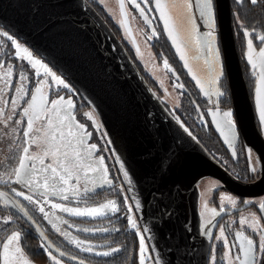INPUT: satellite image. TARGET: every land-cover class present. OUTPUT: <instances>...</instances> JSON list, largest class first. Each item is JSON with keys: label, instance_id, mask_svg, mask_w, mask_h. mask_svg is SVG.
Instances as JSON below:
<instances>
[{"label": "water", "instance_id": "95a60500", "mask_svg": "<svg viewBox=\"0 0 264 264\" xmlns=\"http://www.w3.org/2000/svg\"><path fill=\"white\" fill-rule=\"evenodd\" d=\"M118 2L132 32L125 0ZM213 8L215 43L218 36L232 111L246 147L257 154L262 167L261 176L248 183L184 130L89 0H0V25L44 58L97 115L150 251L154 246L153 257L158 254L160 264L208 262L210 236L202 230L199 211L201 178L211 176L221 182L218 188L244 196L264 193V45L254 48L255 55L251 52L257 66L251 95L236 46L231 0H213ZM198 29L205 44L202 21Z\"/></svg>", "mask_w": 264, "mask_h": 264}, {"label": "flooded vegetation", "instance_id": "af4514ba", "mask_svg": "<svg viewBox=\"0 0 264 264\" xmlns=\"http://www.w3.org/2000/svg\"><path fill=\"white\" fill-rule=\"evenodd\" d=\"M134 2L140 3V0H134L131 3L133 12H135L136 14L138 13V15H140V17H143L144 19L145 17L148 18L147 26L151 27L153 31V37L151 40L152 43L157 38L155 27L158 26V24L162 23L160 21L158 13L156 12L154 1L151 0V2L148 4L140 3V9H144V16H141L140 9L134 7ZM108 17L115 33L122 40L127 50L134 58L135 57L134 47L131 45V43H129V41L124 39L122 35V29L119 26V24H117L111 16L108 15ZM10 44L6 43L5 47L7 48V50L3 52V54L5 55L4 61H6L8 65L12 66L11 70H9V68L7 67V74L11 77L12 84H10L11 87L10 86L6 87V93H7L6 104L8 103L9 105L7 106L8 114L13 116L12 124L15 125V114L20 115L22 117L21 129L24 128V131L27 130L28 118L23 117V108L28 107V102H30L31 95L35 94L38 97L36 109H39V104H40L39 97L41 96L47 102V106L51 108H52L51 105L52 100H57L60 97H63L64 101L56 106L57 109L61 110L59 113L61 114L62 118L64 117L62 128H64L66 125V128L72 133L77 134L79 136H84L83 146L85 149L91 144L97 145V149L92 151V155L90 157H88L87 151L83 152V155L88 157L93 162V167H96V162L100 157L104 158L103 164L99 166L100 167L99 175L92 174L89 176L87 180L84 178V175H81L80 177L84 182L83 186L81 188H74L77 190L75 193L73 192V189L71 191L66 192L69 196V200H65L62 202L71 206L99 205L102 203H109L110 201L118 203V201H114V196H115L118 198L121 205L119 203L118 204L116 203L118 207V211L116 212L111 211L104 215H99L94 217H84V216H66L65 214V217H61L59 215L53 214V215H49V219L46 220L43 214L39 212L36 206L24 205L23 202L26 203L27 201L23 200L22 197H17L15 195V192L12 191V189L14 188L16 189V191H18V188L22 189L24 188L23 186H21L20 184L10 182L12 181V179L10 181L0 180V209H3L4 212V215H2V220H3L2 222L9 221L8 223L4 222L0 226V229L3 226L2 227L3 233H1V237H2V241L4 240L2 243H0V264H4L3 244L8 241L9 237H11L13 233L18 232L17 228H19L20 226V224H18L19 220H22V222H24L30 228V230L35 231V233L39 236L41 241L40 247L46 257L45 264H85L80 261L81 257L80 255H78V250L76 249V248L83 249L85 247L83 246V244L81 245V247H77L76 242L79 240L75 234L76 233L75 229L88 228V225L95 224L96 223L95 221L99 217H108V216H111L112 222L117 220L118 223H125L126 226L128 227V221H127L125 209L123 207L125 196H127L128 194L123 195L124 198H122V196H120L118 193H115L112 188L113 186L114 187L117 186L118 183L111 176L110 169L108 167V161H110V158L112 160L113 154H111L112 151L107 143V139L104 138L108 150H104V148L101 147L103 143L99 140L98 137H96L92 133V130L89 129L86 125H85V129L87 133L91 134L90 137L85 136L83 131H80L78 130V128L73 127V125L77 123L79 124L84 123L82 113L80 112L82 107L84 106L82 104L84 102L79 100L78 97L80 96L78 92L73 87H72L73 88L72 91L66 90L64 87L62 88L59 87L52 90L57 93H54L52 91H49L48 93H44V89H41L40 93H35L34 90L37 85L35 84V82L31 81L30 76H28L27 72L30 73L29 65L24 61H23L24 65L19 64V62H21L18 61L19 59H11V57H13L14 55L12 54L13 47ZM22 70L25 72L28 79L23 81V85L25 86V88L17 92L16 88H19L21 86V81L18 79V74ZM256 70L257 67L254 73L255 76H256ZM222 78H223V72L219 80H222ZM179 85H182V83L178 82V90L182 91L183 95L184 94L187 95L188 93L186 92V90L184 88H180ZM223 85L224 83L222 81L221 82L218 81V86L222 93L223 90L224 91L227 90L223 87ZM253 87L249 86V92L251 95H253V91H252ZM25 89L27 90V94H25ZM205 93L201 91L202 95L200 94V96L196 95L195 93L194 95H192L193 98L196 99L195 101H193V103L196 109L194 112L195 113L194 121L197 123V125L194 126L190 121H188V123L189 122L191 123V124L189 123V125L191 127L190 129L192 130V133L196 136V138H198L204 144L205 148L210 153L215 152V150H220V148L219 149L215 148L211 143V139H217L216 134L219 133L217 134L218 136L220 135L219 138H222L225 144L228 146V148L226 147L225 149L226 153L230 154V158H228V161L227 162L224 161L225 165L224 164L222 165L242 182L248 183L256 180L261 176L262 167L260 166V160L257 154L252 149H248L246 147V144L240 134L238 125L236 123L234 113L232 111V103H231V109L227 108L224 105V98L222 97L223 95L218 96L216 102H212L211 99L209 98L208 93L207 95H205ZM225 95H227L226 92ZM187 96L189 97L190 95ZM13 99H15V105H16L15 114H13V103H12ZM68 99H71L73 101L72 109H68L67 106ZM75 109L77 111V116L79 115V118L76 117ZM64 110H67L68 113L74 117V120H72L71 123H69L68 118L64 115ZM223 110H229L232 112V118L235 127L232 130V133L225 128V131L228 134L227 136L229 138L231 135H233L232 142H227L224 139L225 137L221 135L219 128H217L216 124L214 123V112L223 111ZM4 120L5 118L0 119V121H4ZM208 125L210 126V128H214L216 134H210L209 132L202 130L203 127L207 128ZM13 129L14 127L11 128V131L13 132V133L11 132V135L14 134ZM98 143H99V147H98ZM14 150H16V148ZM86 171H90V170L87 169ZM220 184L221 182L218 180V186ZM37 185H41V182L38 181L37 183H34L33 187L35 188L37 187ZM218 186L216 190H214L213 192L211 202L214 203L216 206H220L219 205L220 190L224 191L228 195L229 199H227L225 203L222 205L223 211H221V209L219 210L211 226L209 227V229H207V232H205V228L202 227L201 225L202 230L206 234H209L210 236V251L208 255L207 264H213V254L215 255V264H227L226 252H228V249L225 248L224 246V239L219 238L220 228L222 226L225 228V236L229 241L230 247L233 242H237V237L235 235L237 232H242L243 234L240 240L237 242L238 244L243 243L244 247L247 248V243L246 240L244 239L245 237H247V238H251L258 246L260 242V236L258 235V233L264 231V215H262L258 210L259 205L264 204V193L254 196H244L235 193L233 191H230L228 189L218 188ZM101 189H107V191L104 193V195L100 196L102 200H99V197L96 196L97 195L96 191ZM50 198L56 200L63 199L59 195L50 196ZM243 205L246 206L228 214H224V215L221 214L222 212L225 213L226 211H229L233 208L241 207ZM241 218H244L245 220V224L243 227L240 224ZM108 220H109L108 218L105 219V221ZM57 228L59 229V231H57ZM64 233H67V235H65ZM16 240L18 241V239ZM89 247L92 248V251L95 250L94 247L90 245ZM19 248H20L19 244L17 243L11 242L9 244L8 256L10 258V264H13L12 259L19 262L20 264H26V263L30 264L29 262L24 263V260L18 259L19 257H21L19 251H17V249ZM239 251L240 249L237 246L236 248L232 249L231 253L228 254L230 264H241V262L244 259L243 255L240 256V260L235 259V254L239 253ZM257 254L259 255V253ZM53 257H55V259H53Z\"/></svg>", "mask_w": 264, "mask_h": 264}, {"label": "rangeland", "instance_id": "374dc122", "mask_svg": "<svg viewBox=\"0 0 264 264\" xmlns=\"http://www.w3.org/2000/svg\"><path fill=\"white\" fill-rule=\"evenodd\" d=\"M97 1L100 6H102L107 14L111 16L117 24L122 29V35L125 40L129 41L131 45L134 47V53L136 60L143 66L145 69V72H147L151 77L158 83L159 89H160V95L163 100H165L168 105L171 108H179L180 102H181V92L178 90V82L174 79L171 80V72L172 69L168 64V68H165L164 66V60L162 62H159L157 59L156 54L154 53L152 47H151V40L153 37V31L151 27H148L147 21L133 12L131 3L134 0H125L126 7L128 10L130 22H131V28L132 32H130L127 27L124 24L120 6L118 0H95ZM154 6H155V0ZM166 2H171V0H166ZM177 3H181L182 0H176ZM158 13V11H156ZM192 14L194 16V24L197 25L200 21L203 22L205 26L206 31H213L214 35V28L208 29L207 28V20L206 18L202 19L200 17V10L196 7L192 9ZM159 16V13H158ZM160 18V17H159ZM160 21L163 23V21L160 19ZM164 28V24L162 25ZM7 31L2 26H0V33ZM12 35L11 33H9ZM197 34L199 35V29ZM18 43L21 44L22 48H28V50L32 53V57L34 59L41 60L42 63L46 64L52 73H54L56 76L60 77L69 85V88L66 90L72 91L73 88L71 84L62 76L60 75L44 58H42L38 53H36L28 44L23 42L22 40L15 38ZM6 43L10 44V41L7 40L6 37H3L0 35V60H4L5 55L3 52L7 50ZM11 45V44H10ZM12 46V45H11ZM13 47L12 54L15 55V48ZM213 49L218 50L219 55L218 57H215L212 53L208 51V48L206 44H203L200 40L199 46H197L195 43H193L192 47L189 48H183L182 51L185 55V60H187L189 67L193 69V72L191 75L195 74L197 78L204 80L207 78V80L211 81L214 77H218L215 83H204L203 84V92H207L209 95V98L212 102H216L218 96L216 95L217 91H220V88L218 86V81L220 76L222 75V60H221V52L219 51L217 42L215 43V40L212 45ZM264 48V47H263ZM254 55L256 53L254 47H253ZM21 56L24 57L25 54L22 52ZM180 56V55H179ZM19 61H24L28 64L27 59H19ZM184 62V61H183ZM255 64V61H254ZM30 67V73H28V76H30L31 81L35 82L37 85L39 83V86L41 89H44V93H48L49 91H52L56 88L63 87L62 85H59L56 81L52 80L50 76H47L44 74L43 68H40L37 66L36 69H32ZM39 72L40 75L37 77L36 73ZM10 84H12L11 77L7 74V66H0V109H3V113L0 114V119L5 118L4 121H0V180L1 181H14L15 179V169L19 165V159L23 155V147L26 146L24 141L25 138L23 137V131L24 128H22V125H17L15 123L12 124V120L8 121L7 117L8 114V103L6 104V87H8ZM176 85V86H174ZM54 93H57L55 91H52ZM48 107V106H47ZM49 110H51V107H48ZM30 116H34L37 112H39V109L29 110ZM229 111V110H223V111H216L214 112V123L217 125L219 124V131L222 136H224L225 140L227 142H232L233 135L230 136V138L227 136L228 134L225 131V128L227 127L224 124V117L223 112ZM82 113L84 125H86L89 129L92 130V133L99 138V140L104 144H102L104 150H108L105 144V139L107 136L105 134V130L98 119L97 115L94 113V111L90 108L88 105H84L80 111ZM91 117V118H89ZM64 118V117H63ZM61 114L57 115L56 112L49 111L46 113L41 114V118L39 120H34L33 123V129L29 134L28 137V144L29 147V156L35 159L37 168L42 167L40 165V159L44 160V164L47 165L49 163H53V166H55V159L60 155V152L57 151V149L63 144L64 141L62 140H56L55 142H50V137L48 136V132L50 129L48 128V119H51L53 121L52 127L55 128L57 125L61 124L63 120ZM16 120H22V117L20 115L15 114V121ZM233 120V118H232ZM14 127V134L11 135V128ZM5 130V131H4ZM39 130V131H38ZM62 131L64 133H68L69 130L66 128V125L64 128H62ZM225 132V133H224ZM13 133V132H12ZM232 133V132H231ZM107 139V138H106ZM36 141L33 143V141ZM16 148V150H14ZM14 161V164H13ZM14 167H13V166ZM14 168V170H13ZM87 170V168L85 169ZM47 175L46 173H38V175L35 177L36 183L39 181H42L44 176ZM75 175V173H73ZM83 180L79 179L78 183H73L69 185L63 186V191L66 193L68 191H71L74 188H81L83 186ZM218 186V180L211 177L206 176L200 179L198 182V189H199V211L201 215V225L205 228V226H208L207 229L211 226L212 222L216 218L219 210L222 208V205L225 203L227 199H229L228 195L220 190L219 194V205L216 206L214 203L211 202V198L213 195L214 190H216ZM18 191H24L26 195H33L34 200L42 199L43 201H46L43 203V206L45 208V211L49 213V215H59L61 217L66 216H76L71 215L68 213H64L60 211L59 209H52L50 205L52 203H61L65 207H71V208H79L81 211H87L91 208H97L99 209V214L95 215H82L84 217H94L99 215H104V213L111 212L112 205L109 203H102L99 205H82V206H71L67 205L62 201H65L64 199L56 200L53 198H50V196H45L43 198L40 197L39 191L32 192L29 191L27 188H18ZM125 200V199H124ZM24 205H33L38 208V205L36 203H29L28 201ZM109 205L108 208L102 207L103 205ZM117 206V204L115 203ZM131 206L132 208V216L133 219L136 221L138 225V229H134L136 232L139 231L140 233H143L142 228L140 227L137 215L132 207L130 199L127 200V204L124 202V209L126 213V217L129 215L128 207ZM215 210V211H214ZM246 213V212H243ZM128 227L130 229H133L129 224ZM144 234V233H143ZM145 236V235H144ZM139 239V236H138ZM12 243H17L18 241L16 239H13L11 241ZM145 244L147 246L148 252L150 251V247L148 245V242L145 237ZM139 245V240H138ZM139 248L138 246V252H137V259L136 264H139ZM227 253V252H226ZM25 257H19V260H24ZM26 259V258H25ZM227 264H230L228 255H226ZM13 264H20L19 262L13 260ZM32 264V263H31ZM147 264H154V260H148Z\"/></svg>", "mask_w": 264, "mask_h": 264}, {"label": "snow or ice", "instance_id": "6c2138e0", "mask_svg": "<svg viewBox=\"0 0 264 264\" xmlns=\"http://www.w3.org/2000/svg\"><path fill=\"white\" fill-rule=\"evenodd\" d=\"M151 0H140V3L148 4ZM140 3L134 2V7L140 9ZM195 3V7L200 10V17L202 19L206 18L207 20V28L213 29L214 28V9H213V0H182L181 3H177L176 0H171V2H166V0H155V9L159 13L160 19L163 21L164 24V30L167 33L169 39L171 40L173 46L176 49V52L180 55V59L184 61V67L188 69V72L191 74L193 72V69L189 67L187 60H185L184 52L182 51L183 48H191L193 43H195L197 46L200 44V35L197 34L198 27L196 24H194V16L192 14L193 5ZM252 4H256L257 0H251ZM141 16H144V9H140ZM147 17H145V20L147 21ZM155 34V33H154ZM201 34L205 37V44L208 48V51L212 53L215 57H218L219 52L216 49H213L212 45L215 40V36L213 35V31H202ZM3 37H6L8 41H10L11 45L15 48V55L11 57V59H27L28 65L31 66L32 69H36L37 66L40 68H43L44 74L47 76H50L52 80L56 81L59 85H62L65 89L69 88V85L65 83L63 79L56 76L54 73L51 72L49 67L42 63L39 59H34L32 57V53L28 50V48H22L21 44L17 42L16 39L13 38V35H10L8 31H4L0 33ZM249 32L245 30V36H248ZM259 40L261 43H264V36H260ZM247 61L251 65L252 69H256V65L252 63V49H253V41L252 39L247 40ZM24 53L25 56L22 57L21 53ZM260 55L264 56V48L260 49ZM7 66L9 70L12 69L11 65H8L6 61L0 60V66ZM164 66L165 68H168L167 60H164ZM222 74V73H221ZM37 77H39L40 73H36ZM18 79L21 81V86L19 88H16V91L19 92L22 89L25 88L23 85V81L27 80L28 77L25 74V72L22 70L18 74ZM192 79L196 81L197 86L203 91V84L204 83H215L218 77H214L211 81L207 80L205 78L204 80L197 78L195 74L192 75ZM261 79H264V67L261 68ZM11 87V85H9ZM176 86V85H174ZM180 88H183V85H179ZM35 93L41 92V87L39 86V83L35 87ZM257 96H259L260 89L257 87L255 89ZM25 94H27V90L25 89ZM207 95V93H205ZM217 96H222L223 93L220 91H217ZM37 101L38 97L37 95L33 94L31 95L30 102H28V107L23 108V117H27V130L23 131V137L25 138V145L23 147V155L19 159V165L15 169V181H10L12 183L20 184L24 188L29 189L32 192L39 191L40 197L43 198L45 196H57L59 195L64 200H69V196L67 193L63 191L64 185H69L73 183H78L80 176L84 175V178L87 180L90 175L100 173V165L103 164L104 158L100 157L98 161L96 162V167H93V162L88 158L92 155V151L97 149L96 144H91L86 149L84 148V136H79L77 134L72 133L69 131L67 134H65L62 131L63 122L61 124L57 125V127L53 128L52 124L53 121L51 119H48V128L50 131L48 132V136L50 137V142H55L56 140H62L64 141L63 144L57 149V151L60 152V155L56 157L54 163L55 166H53V163H49L47 165L44 164V160L40 159V165L42 167L37 168L35 159L30 157L29 154V147L28 144V137L30 132L33 129V123L34 120H39L41 118L42 113H46L49 111L56 112L57 115H59V112L61 110L57 109L56 106L61 104L64 101L63 97H60L57 100H52L51 105L52 109L49 110L47 107V102L44 100V98L41 96L39 97V112H37L34 116L29 115V110L33 109L35 110L37 107ZM13 103V114H15V99L12 101ZM67 106L68 109L73 108V101L71 99L67 100ZM198 107V106H197ZM3 113V109H0V114ZM64 115L68 118L69 123H71L72 120H74V117L71 116L67 110H64ZM224 124L227 127L229 132H232V130L235 127L234 121L232 120V112L231 111H225L223 112ZM91 118V117H89ZM13 119L12 115H9L7 117L8 121H11ZM260 120L261 124L264 125V108L261 109L260 113ZM15 123L17 125H20L22 123V120H16ZM217 128L220 127L219 124L216 125ZM73 127L78 128V130L83 131L85 136L90 137V133H87L85 129V125L83 124H75ZM186 132L189 130L187 128L184 129ZM39 131V130H38ZM36 141L34 140L33 143ZM88 152V157L83 155V152ZM89 169L90 171H86L85 169ZM121 168H123V165L121 164ZM254 171V169H253ZM46 173L47 175L44 176L42 185H37V187H33L34 183H36L35 177L38 175V173ZM75 173V175H73ZM124 175L127 176L128 173L125 171ZM13 192H15V195L17 197H22L23 200L28 201L29 203H36L38 205V210L40 213L43 214L44 218L47 220L49 219V213L45 211V208L43 206V203L46 201H43L42 199L34 200L33 195H26L24 191H16V189H12ZM77 190L73 189V192L75 193ZM128 197L125 196V204H127ZM109 204L112 205V211L116 212L118 211V207L115 205V202H109ZM109 205H103L102 207L108 208ZM52 209H59L60 211L64 213H68L71 215L76 216H82V215H95L99 214V209L97 208H91L87 211H81L79 208H71V207H65L61 203H52L50 205ZM259 212L264 215V204L259 205ZM215 211V210H214ZM221 211H223V207L221 208ZM129 215L127 216L128 224L133 229H138V225L136 221L133 219L132 216V208L131 206L128 207ZM107 214V213H104ZM8 223L9 221H5ZM240 224L243 227L245 224L244 218H241ZM55 226V225H54ZM207 227L205 226V232H207ZM57 231L59 229L57 228ZM147 231V229H145ZM67 235V233H64ZM137 235L139 236V264H147L148 260H154V264H160V257L158 254L153 257V253L156 252L155 247H152V252H148L147 246L145 244V236L143 233H140L137 231ZM237 242L242 237V232H237L236 234ZM260 236V242L257 246L255 242L251 238L245 237L247 243V248L244 247L243 243H237L233 242L231 247L229 246V241L227 237L225 236V228L222 226L220 228V237L224 239V246L228 249V252L226 255L231 253L232 249L239 247L240 251L239 253L235 254V259L240 260V256L243 255L244 259L241 262V264H264V231H261L258 233ZM19 233H13L11 237H9L8 241L3 244L4 248V264H10V258L8 256V248L9 244L13 239H18ZM218 238V239H219ZM77 247H81L83 242L77 241ZM85 251H92L91 247H85L83 248ZM19 251V249H17ZM113 252L119 251V249H113ZM259 253V255L257 254ZM101 254V253H96ZM103 255H109V252L102 253ZM63 255V254H62ZM55 259V257H53ZM213 264H215V255L213 254Z\"/></svg>", "mask_w": 264, "mask_h": 264}, {"label": "trees", "instance_id": "16d2710c", "mask_svg": "<svg viewBox=\"0 0 264 264\" xmlns=\"http://www.w3.org/2000/svg\"><path fill=\"white\" fill-rule=\"evenodd\" d=\"M89 1L94 5V7L99 11V13L108 21V23L112 25L111 22L109 21V17L105 9L102 6H100V4L95 0H89ZM231 9H232L233 31H234L236 46L239 52L244 75L248 87L249 86L253 87L256 76L254 75L255 70L252 69L251 65L248 63L246 58L248 51L247 40L252 39L253 47L255 49H260L264 45V43H261L259 40L260 36H264V0H257L256 4H252L251 0H231ZM214 24L216 27V23ZM245 30L249 32L248 36H245ZM155 32L157 38L155 41L151 43V47L154 53L156 54L158 61L162 62L163 59L167 60L170 67L173 69L171 72V80H174L176 77L175 80L181 82L183 88L188 93L187 95H190L188 97L185 94L183 95L182 91H180L181 105L179 108L175 109L169 107L168 103L165 100H163L161 98V95L159 94L160 89L158 83L151 77V75L145 72V69L135 59V57L133 58V56L131 54L130 55L136 62L140 71L145 76L147 82L156 91V93L159 95V97L166 105V107L189 130V132L192 133L189 123L191 122L194 126L197 125V123L194 121L195 119L194 112L196 109L193 103V101H195L196 99L193 98L192 95H194L195 93L196 95L200 96L201 91L198 88L195 80L192 79V75L184 67V62L180 59V56L176 52V49L174 48L171 40L169 39L167 33L165 32L162 26V23L158 24V26L155 27ZM216 39L220 51L218 36H216ZM19 64L24 65V62L21 61L19 62ZM225 76L226 75L223 68V78L222 80H219V82L222 81L224 83L223 87L227 89L226 91L223 90L222 97L224 98V105L225 107L231 109V98L228 90V83ZM225 92L227 93V95H225ZM78 98L80 101H83L81 97ZM82 104L87 105L85 102ZM75 114L76 117L79 118V115L77 116L76 109H75ZM188 121L190 122L188 123ZM202 130H205L210 134H216L214 128H210L209 125L207 128L203 127ZM217 134H216L217 139H211V143L215 148L217 149L220 148V150H215V152L211 153V155L215 159H217L221 164L225 165L224 161L227 162L228 158H230V154L226 153L225 151L226 147L228 148V146L225 144L222 138H219L220 135L218 136ZM192 135L195 136L193 133ZM197 140L204 146V144L198 138ZM98 147H99V143H98ZM101 147L103 148L102 145ZM108 167L110 169L111 176L118 183L117 186L115 187L112 185L114 192L118 193L120 196H122V198H124L123 195H127L128 193L114 157H112V160L110 158V161H108ZM106 191L107 189H101L96 191L97 193L96 196L99 197V200H102L100 196L104 195ZM127 197L129 198V195H127ZM114 201H118V203L121 205L118 198L115 196H114ZM2 215H4V212L3 209H0V226L5 222V221L2 222L3 221ZM106 218H108L109 220L105 221ZM95 222H96L95 224L88 225V228L75 229L76 230L75 234L78 240L80 242H83L84 247H89L90 245L95 248L94 251H85L81 248H76L78 250V255H80L81 257L80 261L85 264H136L137 252L139 246L138 245L139 239L137 232L134 229L128 228L125 223H118L117 220L112 222L111 216L99 217ZM18 224H20L21 226L17 228L18 229L17 233H19V237H18V244L20 247L19 253L21 257L23 256L26 258V259L24 258V263L29 262L30 264L31 263L45 264L46 257L40 247L41 241L39 236L35 233V231L30 230V228L24 222H22V220H19ZM2 227L0 229V241H1L0 243L4 241V240L2 241V237H1V233H3ZM113 249H119V251L113 252L112 251ZM104 252H109L110 254L103 255L102 253ZM96 253H101V254H96Z\"/></svg>", "mask_w": 264, "mask_h": 264}]
</instances>
